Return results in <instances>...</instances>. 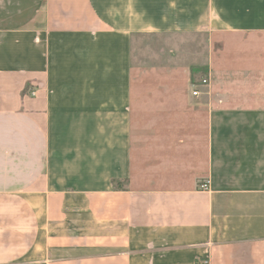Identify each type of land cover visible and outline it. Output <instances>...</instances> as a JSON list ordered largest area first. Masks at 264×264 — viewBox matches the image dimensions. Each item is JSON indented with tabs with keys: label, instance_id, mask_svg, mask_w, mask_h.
Returning <instances> with one entry per match:
<instances>
[{
	"label": "crops",
	"instance_id": "0c3cea01",
	"mask_svg": "<svg viewBox=\"0 0 264 264\" xmlns=\"http://www.w3.org/2000/svg\"><path fill=\"white\" fill-rule=\"evenodd\" d=\"M203 261L264 264V0H0V264Z\"/></svg>",
	"mask_w": 264,
	"mask_h": 264
},
{
	"label": "rangeland",
	"instance_id": "374dc122",
	"mask_svg": "<svg viewBox=\"0 0 264 264\" xmlns=\"http://www.w3.org/2000/svg\"><path fill=\"white\" fill-rule=\"evenodd\" d=\"M87 40V37L85 39ZM95 41V40H92ZM158 41H160L158 39ZM91 42V41H90ZM99 51L100 50H107V48L109 47V45H107L104 40H102L101 38H99ZM158 45V43H153V41L150 38H146V37H137L135 38L134 42L130 44V51H131V61H132V66L133 68L138 69V63H139V56L141 53L144 52H153L154 51V46ZM92 45H94L93 47H95V44L92 42ZM61 46L63 51H67V52H73V48L74 45H69V44H65V45H55V48ZM77 47H80L82 49V51H85V48L90 47V45L88 43H83L81 45H76Z\"/></svg>",
	"mask_w": 264,
	"mask_h": 264
},
{
	"label": "built area",
	"instance_id": "2783aa9c",
	"mask_svg": "<svg viewBox=\"0 0 264 264\" xmlns=\"http://www.w3.org/2000/svg\"><path fill=\"white\" fill-rule=\"evenodd\" d=\"M207 79H202L201 81H200V85H205V84H207ZM199 95V93H198V91L197 90H194L193 92H192V96L193 97H197ZM202 189H204V190H208V186H207V184H205V185H202ZM201 264H208V262L207 261H203V262H201Z\"/></svg>",
	"mask_w": 264,
	"mask_h": 264
}]
</instances>
